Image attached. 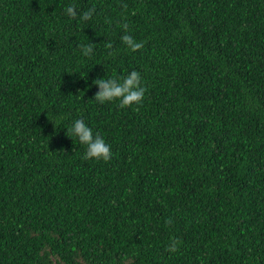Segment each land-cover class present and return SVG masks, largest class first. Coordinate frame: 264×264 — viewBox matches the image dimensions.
Masks as SVG:
<instances>
[{"label": "trees", "instance_id": "obj_1", "mask_svg": "<svg viewBox=\"0 0 264 264\" xmlns=\"http://www.w3.org/2000/svg\"><path fill=\"white\" fill-rule=\"evenodd\" d=\"M0 264H264V0H0Z\"/></svg>", "mask_w": 264, "mask_h": 264}, {"label": "clouds", "instance_id": "obj_2", "mask_svg": "<svg viewBox=\"0 0 264 264\" xmlns=\"http://www.w3.org/2000/svg\"><path fill=\"white\" fill-rule=\"evenodd\" d=\"M127 7L126 5L124 6ZM94 9L83 12L78 17V12L75 5H69L65 9L67 16L72 19H81L88 21L91 19ZM122 28L125 34L121 37L122 42L132 52H137L142 48V44L138 42L132 35L128 34L129 25L127 23L122 24ZM111 49L112 45H106ZM82 54L85 57H90L93 53L92 45H81ZM111 55V53H110ZM93 84L99 88V92L96 93L94 100L100 104L119 102L121 108H131L135 106V110L139 111V108L143 105L145 99L146 89L142 86V80L140 73L132 71L128 75L111 79L97 78L93 81ZM57 126L56 121H51ZM67 135L76 137L79 142L86 146L85 159L96 161H110L112 157L111 147L102 138L99 133L93 134L92 129L86 125L83 120H76L73 125L67 129ZM181 242L173 239L169 247L166 249L170 252H176L179 250V244Z\"/></svg>", "mask_w": 264, "mask_h": 264}]
</instances>
